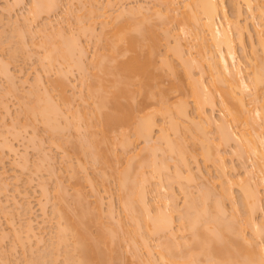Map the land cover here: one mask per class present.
Wrapping results in <instances>:
<instances>
[{
  "label": "bare ground",
  "instance_id": "obj_1",
  "mask_svg": "<svg viewBox=\"0 0 264 264\" xmlns=\"http://www.w3.org/2000/svg\"><path fill=\"white\" fill-rule=\"evenodd\" d=\"M58 1H60V0H31L30 1L31 6L29 4V6H30L29 11L31 10V13L33 12L31 15H34V13H36V17H37V15L38 16L40 15L38 12L41 13V11L43 12V10H46V12H47L48 9L50 11L51 8L56 6V4H59ZM191 1H192L191 2L192 4L188 3V1L185 2V0H183V2H185L184 3L185 5H183V6L187 7V9H189V7L187 5H189L190 7L191 6H193V7H191V9H189V10H185L187 12H184L182 14L180 21L177 20V22H180L178 25V28L173 29L172 27H170V23L173 21V19H176L175 18L176 14L175 15H172V14H174L177 11L175 4L181 3V2L180 1L178 2L177 0H159V3H160L159 7L160 8L157 6L158 8L155 7V9L154 8L152 9V13H153L152 17H153V15L157 16V17H154L155 20L158 17L160 19L163 18L161 21H165L167 19L166 21L168 23H165L166 21L164 22L163 25L161 23H159L162 25V26H160V30L163 33L162 38H160V35H158L159 32H157V31H160V30H156L157 29V26H155L156 23L153 25L154 21L152 22V21L147 20L146 21L147 23L144 22L143 26H141L143 24V22H141V20H140V22H137L136 24L134 23V25H133V23L132 24L127 23L129 19H126V18L128 16H129V18H131V17L133 18V17H137V16H138L137 18H139V19L141 18L140 15L144 14L142 12V10L144 8L143 6H137L136 8L134 7L133 11H131L132 8L130 9V11L124 9L127 12L129 11L127 13V17L125 18L127 22L125 21L126 22L125 23L123 21L124 22L123 23L121 20V22L123 24L118 22L120 25L116 24V27H113V26H115L116 21H118V20L120 21V19H122V16L125 14V11L122 9L121 11H123V13L117 11L118 12L117 14L111 16V14L108 13V12H110L109 10H111V9H109V7L111 5L109 6L110 2L109 3L107 2L108 3L107 5L109 6L108 12L106 11L107 13L103 14L102 13L103 10L101 11V13H102L101 16H103L104 18H101L102 21L100 20L101 25H102L100 30H103V32L101 31L100 33L104 34V30L106 28L105 25L108 22L109 23L112 22L114 24L112 26L114 29L111 28V31H112L111 33H110V30L106 31V32L110 33L108 40L106 38V37H108L107 36L108 34L105 36V39L108 41V42L105 41L106 42L105 44L106 45L108 44L107 49L109 48L108 50L110 52L106 50L104 54H107V57L109 56V58L111 59V60L108 59L109 63L111 65L108 62H106L107 65H105V63H104V66L106 68L104 70L103 63H101V65L97 64L98 67L97 66L96 67L97 68L100 67L99 70L101 69V67H103L102 69L104 70L105 76H101V74L103 75V73L101 72L102 70L99 72L96 69L97 72L100 73V75L96 72H94L93 74H96V75L98 74L97 78H99V79H101L103 77L101 80L102 82L99 81V79L95 78L96 80L99 81V82L97 81V83H96V85H98V84L99 85L97 87L94 86L97 90V93H96L95 88H93V89L89 88V90H90L89 95L94 96L96 99H99L97 104H95L96 101L93 103V108H91V109H93V111H95V112L92 111L93 115L95 113V115L98 116V119L100 121V123H99L100 125L97 123L98 127H100L99 129L97 127L98 131L100 132V135H99L100 138L98 137V135H96V133H95L96 130H95V132L92 131V134H91L95 138L94 139L92 137V140L94 139V141H92L93 143L91 142V138H90L91 136L89 137V135H90L89 133H91V132H89L87 135L88 139H85L86 135L84 138H80V139H83L81 141H84V139H85V141H87V146L92 147L91 144L95 145V147L93 146L94 152L92 150V152L90 154L95 153L97 156L98 154H100V153L103 154V152H105L106 155L104 153L105 157H103V158L104 159L106 158L108 162L110 160H108L109 157L107 156V154L110 153L108 155H111V151H112L111 147H109V145H115L116 143H118V145H120V147L125 148L123 150H126L127 147H129L128 145L132 143V140H131L132 137H134L133 141H136V140L138 141V139L139 140L142 139V141L144 142V144H143L144 146L142 147L141 150L147 149L146 151L149 154V156H148L149 158L147 157L148 160L146 161V157H145V161H144V157L141 156L143 160L137 161V163H138V164H136L137 168H135L134 166H131L130 164H127L128 169L125 167L126 166L125 165L124 166L125 169L122 168V171L120 169L121 172L118 171L120 173L118 176V180H119L118 189L120 188L119 190H121V191H119V192L122 193V196L124 195L123 197L120 195L121 200H123L122 205L127 210L128 214L130 216V219H131L130 221H132V223H131L132 224V226H131L132 227V230H131L132 233L130 232V230L126 229L127 226L125 224L124 226L126 228L124 230H127L129 232L128 233L127 231H125V234L126 233H127V235L129 234L128 238L130 235L132 236V234L136 235V236L134 235L133 237H130L129 239H127V240H130L129 241L130 243L132 242L130 245H132L134 252H136L135 250H138V248L136 247L137 245L139 246L137 241H139L140 244L142 245V247L145 249L144 255H146L145 256L146 258H144V259L141 258L143 260L142 262L144 264H157L158 261H161L163 264H189V263L190 264H264V254H262V250H264L263 249L264 243H260V242L258 243L257 241H254V239H253V238H255V240H257L258 238H260L264 234V223L263 224L261 223V221L264 222V0H234V1L231 0V5H232V7H234V19L230 18L227 15L228 13L226 10L227 7L225 5L226 4L225 0H191ZM80 2H81V0H80ZM97 2H98V0H97ZM241 2L244 4V7H245L246 11L248 12L247 16H245V17H242L243 13L240 10V5H241L240 3ZM15 3H16V1H15ZM17 3H21V2L19 1ZM81 3L83 4V2H81ZM91 3L92 2H90L89 4H91ZM93 3H96V2L94 1ZM186 3H187V5H186ZM103 6H105V5H103ZM161 6H163V7L161 8ZM104 8L105 7H103V9ZM91 11L93 12V10H91ZM96 11H97V9H96ZM28 14H29V12H28ZM97 15L100 18V12ZM149 16L151 17V14H149ZM146 17L147 16H145V18H144V15L142 16V18H144L145 20L148 18V17L147 18ZM169 17L170 18L173 17V19L170 20ZM33 18H35V17L33 16ZM33 18H31V19H33ZM164 18H165V20H164ZM133 19H135V18H133ZM150 19H152V18H150ZM256 19L260 20V23L258 22L259 23V29H256L254 27V33H253L249 29L248 23L250 21H252V20L254 21ZM75 20H77V18ZM80 20L81 19H79V21ZM145 20L142 19V21H145ZM136 21H137V19H136ZM148 21L151 24H149ZM133 22H135V21H133ZM158 22L159 21H157V23ZM45 23H43V25ZM77 23H79V22H77ZM47 24H45V25H47ZM29 25H31V24H29ZM110 25H112V24H110ZM27 26H26V28H27V30H29L30 28ZM89 26H93V25H90V23H89ZM104 26H105V28H104ZM107 26H108V24H107ZM46 27L43 28L44 31H45ZM155 27H156V29H155ZM85 29L86 28H83L81 31L85 32L84 31ZM232 29L235 30L234 31L235 33H233ZM15 30H16V28H15ZM21 30H19V31L21 32ZM42 30L39 28L38 32L40 33ZM56 30H58V29H56ZM56 30L54 29L55 32H56ZM106 32H105V34H106ZM61 33H59V34H61ZM78 33L79 32H77V35H78ZM245 33L247 35H245ZM62 34L56 35V36L61 38ZM68 34L65 36V38H67ZM97 34H99V33H97ZM253 34L255 35L254 38L256 39L255 44L253 43V42H255V40L253 39ZM90 35H92V34H89V36ZM100 35H102V34H99L96 38L99 37L101 39L102 37ZM185 35L188 36L189 41H188V39L186 40V38L184 37ZM49 36H51V35H49ZM94 36H95V33H94ZM244 36H247V39L250 40L248 43L249 47H250L249 48L250 56L248 57L247 55H249V54L246 53L247 55L244 54V56H243L244 58L240 59L238 54H237V50H236L237 46L236 45H238V47H240L241 51H243L245 53L246 44H245V37ZM23 37H24V35H23ZM23 37H21L22 40H24ZM73 37H74V35H73ZM62 38H61V40H63ZM45 39H47L49 41L48 38L45 37ZM79 39L80 38H78V40H77V38H75V37L73 39L71 38V40L74 42L73 47L71 45L73 42L70 44L69 40H67L69 43H66L63 40L62 46H60V45L57 46L55 44L58 49L53 44L55 42H53L52 43L53 45H51L52 49L46 50L45 53L43 54L44 56L41 58H43V60L46 59L47 64L49 63V66L53 63V62L51 63V61L56 56H59V58L60 59L62 58V60L69 58L70 60H72L71 62H73L72 67L75 64L74 67L79 69V67H77L78 64H76V62L73 61V59H71L72 56L75 55V53H76V55L78 54V57H80V56L82 57V54L84 55L83 52L84 51L86 52V50L83 49L84 45L82 46L80 44L81 41ZM251 39H253V41ZM76 40L78 42L79 41L80 42L76 43L77 42ZM183 40H186L185 43L183 42ZM98 41H99V39H98ZM187 41H188V43H187ZM23 42L26 43L25 40ZM47 42H46V44H47ZM49 43H51V41H49ZM63 43H64V45H63ZM160 46L163 47V49L161 50L162 52H160ZM23 47H24V44H23ZM49 47H50V45H49ZM25 48H27V47H25ZM47 48H45V49H47ZM193 48H195V55H193L191 53V50ZM108 52H109V54H108ZM123 56L126 59L120 60L119 57H123ZM74 57H76V56H74ZM102 57L104 58L106 56L102 55ZM55 60H56V62H59V61H57L59 59L56 58ZM103 60L105 61V58ZM175 60L178 61V63H179L178 65H180L181 69H178L179 67L176 66L177 63H174ZM1 61H0V63H1ZM99 61L100 60H98V63H99ZM66 62H67V60H66ZM77 62H78V60H77ZM54 63H55V61H54ZM64 63H65V61H64ZM68 63H69V61H68ZM81 63H83V62H81ZM1 64L3 66V67L1 66V68H4V67L7 68L6 70H5V68L3 69L4 72L2 71V73H4V77H9V78H7L9 80H7V81L11 82L10 78L12 77L13 73L9 72L8 67L6 65H4L3 62ZM84 64H86V63H84ZM108 64H109V66H108ZM243 64H244V66H243ZM64 65H66V64H64ZM68 65H67V67L72 68ZM81 66H83V65H81ZM43 68H41V69H43ZM60 68H61V66H60ZM195 68H196V70L198 68L197 73H195V71H194ZM245 68H246V70L247 69L248 70L246 71ZM44 69H46V68H44ZM83 69H84V67H83ZM62 70L63 69L61 68L60 72H63V73H61V75H64V73L67 69L64 71H62ZM46 71H47V69H46ZM67 71H66V73H69ZM245 71L247 72L246 74H245ZM5 73H6V75H5ZM84 74H86V73H84ZM37 75H38L37 78L34 77L35 78L34 82L35 81L36 82L33 83L34 87L33 86L32 87L35 88L36 90L37 89L44 90V91H42V93L44 94L45 92H48V91H46L45 87L43 86L44 83L40 79L41 75L39 73ZM65 75H67V74H65ZM99 76H101V77H99ZM59 77L63 78L60 75H59ZM66 77L67 76H65V78ZM105 77H107L108 79ZM204 77L207 80H205ZM65 78H63L64 79L63 83H66V82H64V81H66ZM163 78H166L168 80V85L166 87L160 86V82ZM68 79L69 78H67V80ZM26 80L24 79V81H26ZM59 80L61 82L62 79L59 78L58 81ZM24 81H23V83H25ZM103 81H105V82L107 81V83H105ZM63 83H60V85L58 84L59 96H60V99L62 98V101H64V100L67 101L68 97L66 98V96H65V87H64L65 85ZM68 83H69V81H68ZM56 84H57V82H56ZM106 84H108V85L110 84L109 87H107L108 85H106ZM10 85H12V84H10ZM93 85H94V83H93ZM90 86H91V84H90ZM87 87H89V85ZM14 88H11V89H14ZM41 88H43V89H41ZM100 88H102V89H100ZM28 89H29V87H28ZM16 90H18V89L16 88ZM34 90L29 89V91H32V94H29V95L33 96V94L36 93V95L34 97H36V100H37V99H39V98H37L38 92L34 91ZM92 90L94 91V93L91 92ZM39 92L41 93V91H39ZM14 93H15V91H14ZM25 94H26V92H25ZM91 94H94V95H91ZM96 94H97L98 98L96 97ZM217 94H218V97H220L219 100H216V99H218ZM98 95H100V96H98ZM135 95H140L142 98V102L147 103V106L149 107L145 111L142 110V113L139 110L140 109L139 107L138 108L135 107V110H136V108L138 109L136 111L133 109L134 107L132 105L135 104L133 102V101H135L134 99H136ZM49 96L50 95H48L46 93L45 97H42L46 100V101L44 100V102H42V103H44L43 105H41L42 104L41 103V104H38L37 106L35 105L36 106L35 107L34 103H32V105L34 107H32V105H29L31 107L28 109H29V112H30V109H32L31 113L33 115H30V117H32V116L37 117L34 119L32 118L33 120H35V119H36V121L39 120V122L42 123L43 126L46 125L47 127L50 128V129L48 128V130H50L52 132L53 130H56V128L61 127V124H59L60 120L58 118L59 117L60 118L61 117L67 118L66 117L68 114L67 112L68 111L70 112L71 109L67 106L70 104H67V102L65 103V101H64L66 108L63 111L62 107L61 108L59 107L61 104H59L57 101H54V99H52ZM40 100H42V99L40 98ZM68 100L70 101V98ZM69 101H68V103H69ZM94 104L97 105L96 108H95ZM62 105H63V103H62ZM216 105H219L220 110L222 111L221 112L222 115L219 116L218 118L213 117V115H212V112L215 110ZM190 106H192V107H190ZM84 108L85 107H83V109L82 108H80V109L84 110ZM95 109L97 111H99V114H98V112L96 114ZM26 111H27V109H26ZM138 111H140L141 114H139ZM83 112L88 113V111H83ZM137 112H138V114H136ZM74 113H76V112H74ZM85 115L84 116L86 118H87V116L88 117L90 115L92 116L91 112L88 114H85ZM84 116H81V117L84 118ZM72 117H73V115H72ZM67 119H65V121ZM74 119H73V121H74ZM132 120H133V123H132ZM258 120H260V123L258 122ZM73 121H72V123L75 124V122H73ZM97 122H98V120H97ZM184 122H186V123L189 122L194 127V128H192V132L190 131L191 129L189 130L187 127V131H190V132H188L187 135L185 134L186 133V128H185L186 123L183 125ZM130 123L132 126L130 125ZM189 123H187L186 126H189L188 125ZM3 124H6V123L3 122ZM57 124H58V126H57ZM67 124H69V121L67 122ZM79 124L80 123H78V127H80ZM85 124H87V125L90 124L89 128L87 127V131H88L91 128L90 127L91 123H85ZM233 124L234 125L236 124V125L234 126ZM46 126H44V127H46ZM182 126H184L183 130H185V133L182 132V129H181ZM3 127H4V125H3ZM3 127H2V129L5 131L6 126L4 128ZM7 127H10V125ZM63 127H61L60 129L65 128V127L64 128ZM73 127H74V125H73ZM83 127H85V129H86V126H83ZM124 127H126V128H124ZM128 127H130V128L133 127V130L129 129ZM210 127L213 128L212 132L214 131V134H213L214 136L211 135L213 138L212 137L210 138L207 136L208 134L210 135V133H207L209 131ZM235 127H237L238 130H235L236 129ZM14 128L12 127V129H14ZM127 128L130 131H129V133L126 134V132H128ZM9 130L10 129H8V131ZM23 130H25V129H23ZM64 130H60V131H64ZM131 130H132V132H131ZM193 130H194V132H193ZM17 131L18 130H16L15 132H17ZM98 131H97V134H98ZM168 131H170L173 134L172 138H170L171 134H169ZM19 132H20V130H19ZM59 132H57V133H59ZM113 132L114 133L117 132V134L119 133V135H116ZM130 132H131V135H129ZM0 133H1V131H0ZM55 133H53V134H55ZM85 133H87V132H85ZM93 133H95V134H93ZM108 133L110 134V136L112 134L115 135V137L113 135H112V137H114V139L116 138L117 140L115 139L116 141L115 140L113 141V138L108 136L109 135ZM154 133H157V134H154ZM206 133H207V135H206ZM14 134L15 135L11 134L12 137L16 136L18 133H14ZM154 135H156L155 139H154ZM0 136L3 137V135H1V134H0ZM82 136H84V135H82ZM96 136L98 138H96ZM116 136H119V138H117ZM109 137H110V140L112 138L111 141L109 140L111 142V144H108L109 143L108 142ZM16 138H18V137H16ZM135 138H136V140H134ZM97 139L100 141L98 142ZM2 140H5L4 144H3L4 146L1 144L0 145L3 146L2 148H4V147L5 148L2 150L0 149V165L1 164L3 165V162L5 161L4 156L2 154V153H5L4 151H8L12 155L17 154V149L13 143L12 144L7 143L6 142L7 138H4ZM94 142H96V143L94 144ZM97 142L100 143L99 144L100 149L96 148V146H98ZM114 142H116V143H114ZM106 143L108 144V147L107 146L105 147ZM84 144L86 145V143H84ZM190 144L191 145L196 144L198 147L191 149V146H189ZM85 145H82V146H85ZM188 146L190 147V150H189ZM80 148H81V146H80ZM41 149H42L41 151H40V149L38 151L41 152V155H42L41 157H43L42 161H41L42 165L45 162L46 164H49L48 167H50L52 165V163H50L51 162L50 161L51 159L49 158L50 156L48 157L47 156L48 154L45 152V150H43V148H41ZM112 149H115V148L112 147ZM193 150L197 152V153L195 152L196 155L200 156L204 163L209 161L217 170L216 182L219 186V192H216L215 189H214L215 192H212L213 190L211 191V194L215 193V194H213L214 196L212 195V197H214L215 199L211 198V199H213V204H212L213 206L211 205L212 207H214L213 209L211 208L210 205H208L209 203L205 204V201H206L205 199L210 195V193H208V195H207V192H204L207 195V197L203 198L204 199V200L202 199L203 201L199 200L201 202L200 203L199 201L198 202L196 201L194 194H192V195H194V197H192L191 193H187V192H189L188 188H187L188 191L186 189H184L185 184L183 182L185 181V183H186V179H187V183H188V181L192 180L191 176H190L192 173L190 171L191 168H190V164H189L190 163L189 159L190 158H192L193 160L196 159V155L194 154ZM158 151L160 152L162 158H160V157L158 158ZM89 152H90V150H89ZM96 152H99V153H96ZM114 152H112V155H114V156L117 155V153L116 152L114 153ZM84 153H85V151H84ZM166 153H167V157L169 156V159H172L174 161V163H173L174 165L172 166L173 168H171V169H173L172 170L173 176L162 171L163 169L166 170L168 168L167 167L168 164L165 163V161L167 162ZM232 153L238 159L239 158H240V160L242 159L241 161L244 164H245V162L251 160V163H250L251 166L248 165V167L245 168V171H243L244 177L239 176V178H237L236 182H234L232 180V178H230V172L234 171V166L232 164L227 165V162H226L225 156H224L225 154L232 155ZM87 154H88V152H87ZM95 154H93L92 156L94 157ZM168 154L172 155V157H170V155H168ZM234 155H232V156L234 157ZM98 156L101 157V154ZM163 156H165V157H163ZM189 156H190V158H189ZM103 158H101V159L98 158L99 161H101L100 162L101 163L100 168L102 169L104 167H107L109 170L110 162L108 164V162L105 160L106 163L104 164L103 160H102ZM157 158L160 159V161L157 160ZM93 159H94V162H97L95 157ZM172 160H169V161L171 162ZM25 161H26V159H25ZM175 161H176V163H175ZM102 163L104 164L103 165L104 167L102 166ZM18 165H19V163H18ZM105 165H107V166H105ZM23 166L21 165L22 169H24ZM130 166L135 168V170H134L135 172L133 170H131L132 168H130ZM149 166H151L150 170L146 171L145 170V169H147L146 167L149 168ZM255 166H257V170H256L257 173H256V171H254L256 169ZM46 167H47V165H46ZM68 167H69V164H68ZM144 167H145V169H144ZM249 167H251V169ZM107 168H104V169L107 170ZM129 168L131 171L129 170ZM53 169H55L54 166H53ZM53 169L51 168V171L49 174L54 177L57 174H56V171L54 172L55 174L53 173ZM111 169H113V168H111ZM127 170L130 172V174L127 173ZM167 170L166 171L169 172V169H167ZM197 170L200 173V169L197 168ZM103 171L105 172V170H103ZM110 171L112 172V170H110ZM104 172H103V175L105 174ZM132 172H134L133 173L134 175H132ZM183 173H185V174H183ZM258 173L259 174L261 173V175H259ZM128 174L130 176L131 175L132 176L130 177ZM163 175L164 176L168 175L167 180H170L169 178L174 177L176 179V181H175V179H174V181L173 180L172 181L178 183L180 185V187L181 186L184 187V188L181 187V189H180V187L178 186L180 190L186 191V192H184V197H187V200H185L186 204L184 203L185 204L184 213L179 214L180 215L179 216V224L180 225L177 224L178 227H177V225L176 226L174 225V219H173V213L176 210V207L174 208V203L173 204L171 203L172 201L176 200L174 198L175 197L174 192H173V190L170 191V189H172V187H170V185H169V189L166 187H165L166 190L164 189V186L162 184V179L165 177ZM201 176H202V178H204L203 175H201ZM15 178L18 179L19 178L18 175H16ZM183 179H184V181L182 182L181 180H183ZM16 181H18V180H16ZM54 183H55V190H56L55 194H58L57 196L65 195V193L62 194V192H64V188H63V191L60 192V190L62 189L60 179L56 178V182H54ZM152 183L154 184L153 189L148 188L149 184H152ZM168 184H169V182H168ZM170 184H171V182H170ZM182 184H184V185H182ZM231 184L237 185V190L239 192L238 200L234 197L233 191L230 189ZM4 186L8 187L6 184H3V187ZM160 187L161 188L163 187L162 189L165 190L166 194L167 193L168 194L166 196L160 195L161 197H158L157 200H155L153 203H151L147 197L148 192H151V191L158 192V190H160L159 189ZM188 187H189V185H188ZM40 188H41V186H40ZM43 188L45 190V191H43L44 195L48 194V193H46L47 188L42 187L41 190H43ZM210 190L208 189L209 192H210ZM57 191L60 192L61 194L57 193ZM16 192H18V194L21 193L20 190L16 191ZM25 192H24V194H22L23 197L20 194V196L22 198L26 197ZM171 192H173V194ZM43 193L41 191L42 195H43ZM201 194L202 193L200 191V194H197V195H199V196H197V198H200ZM75 195L78 196L75 198H80L81 192L77 189V190H75ZM168 197H170V198H168ZM201 197H203V196H201ZM224 197H225V199H228L231 202L232 208L234 211H235V209L237 210L238 206H240L241 218H238L239 217L238 215L233 214L234 212L230 213L231 214L230 216H226V214H227L226 210L227 209L223 203L224 201L221 200ZM56 198H57V200H59V202H61L63 197H60V198L56 197ZM101 198H102L101 195H100V197L99 196L97 197L98 200H101ZM208 198H207V200H208ZM12 199H14V198H12ZM46 199L47 198H45V202L47 203L48 199L47 200ZM14 200H16V199H14ZM63 200H64V198H63ZM170 200H172V201L170 202ZM101 201H99V202L102 203ZM15 202L18 203L17 201H15ZM99 202L97 201V203H98L97 206H99L101 209V206H100L101 204ZM40 203H42V202H40ZM82 204H80V205H82ZM27 205L25 207L26 208L25 210H27V207H28ZM42 205L44 206V203ZM110 206H111V204H109L107 206V207H109V209L107 208L109 210L108 212H106L107 215H105L106 213L104 214L106 217L109 216L108 213L111 214L114 211L113 209H111ZM206 206H210V207L207 208ZM99 207H97V208H99ZM84 208H86V207H84ZM84 208H80V209L84 210ZM232 208H230V209H232ZM210 209H212V212L209 211ZM101 210L98 211V209H97V211H95V212L96 213L97 212L98 213L99 212L104 213ZM111 210H113V211H111ZM42 211L43 212L40 215L41 216L43 215L42 218H44L46 215V211L44 212V209H42ZM84 211H86V209ZM57 212H59V213H57V214H59L58 216L61 217V219H58V220H62V216L60 215V210H58ZM62 213H63V211L61 212V214ZM84 213L90 214L91 212L88 213V210H87V212H84ZM101 213L97 214V215H99L101 217ZM236 213H238V212H236ZM260 214H261L260 217H262V215H263V220L258 218V215H260ZM63 215L66 216V214H63ZM97 215H96V217H98ZM81 216H82L81 218H83L84 216L87 217L86 214L81 215ZM85 217L83 219H85ZM42 218H41V221H43ZM9 220H10V218H9ZM67 221H68V219H67ZM89 221L87 220V223ZM111 221H113V220H111ZM118 221L120 222V220H118ZM10 222H12V220H10ZM66 222H64V224L62 222V224L65 227H61L62 225H59L60 222L59 223L57 222L58 223L56 225L57 231H55V233H57L59 230V232H58L59 234L57 235L58 237L56 236L58 240L56 239L54 241V243L56 241L59 242L58 248H59V246L63 245V244L60 245L62 242L64 244H66L65 241L68 238L67 237V234H68L67 231L69 230L68 236H71L70 237L71 239H69L71 246L69 244H67V245L70 246L71 248H67V245H66L67 250H65V252L66 251L67 252L65 255H67L66 256L67 258L64 257L65 259H68V261L69 260L71 261V263H70V261L68 262L69 264H109L111 257H110V254H108V253H110V251L109 252L106 251V250H109V247H107V246H109V244H111L110 243L111 240H109L110 242H108L109 236L107 237L105 234L102 235L101 233H100V235H98V233H97L96 234L97 237L95 236L94 239L93 238L91 239L88 236V235H90V234H88L89 231L87 232L88 228L87 229L85 228L86 224L84 225L81 222H79V224H78V222H76L78 225H76V223H72V225L70 226V223H69L68 227H66V225H65ZM84 222L86 223V220H84ZM100 222H102V221H100ZM114 222H116V221H114ZM185 224L193 233V234L191 233L192 240H191V238L189 240L192 242L193 246L191 247L190 253H188L186 256L185 255H182L183 257L181 256V259L183 260L182 261L179 258L180 256L175 257L176 255L173 252V250L176 249L177 246L181 245L182 242H179V240L174 241L172 238H174L175 231L176 230L178 231V229H181V227L184 226ZM122 225L123 224H121L120 227H122ZM37 226H38V224H37ZM102 226H103V224H102ZM102 226L100 225L101 228H103ZM131 227L128 226V229ZM38 228H39V226H38ZM40 228H41V226H40ZM64 229H67V231L66 230L64 231ZM104 229H105V231H104V233H105L106 228H104ZM246 229L247 230L249 229V231H251L250 234H251V238L253 239L252 241L250 239H247L246 234H245ZM35 230L36 229L33 226L32 220H28L26 225H25V230H24L26 238L28 239V238L32 237V239H33V237H35V238L38 237L39 234L36 235L37 233L35 232ZM101 230L103 231V229H100L99 231H101ZM120 230L122 231V229H120ZM18 231H20V230H18ZM110 231H107V233ZM15 232H17L16 229H15ZM20 233H21V231H20ZM13 234H14V231H13ZM17 234L15 233L14 235H17L18 238H21V235H19V232H17ZM156 234L157 235H166L167 239H165V241L163 240L164 242L159 244L162 248L156 247V248H159V250L154 252V254H156L154 256L152 254L153 253L152 247L150 246V243H148V241H149L148 237L151 235L154 236ZM125 237H127V236H125ZM164 238L165 237H162V239H164ZM22 239H19V240H22ZM37 240L40 243L43 239L41 238V240L40 239H37ZM29 241H31V240H29ZM129 242H127V243L129 244ZM262 242H263V240H262ZM23 243H24V241H23ZM187 244H188V242H187ZM189 244H191V243H189ZM48 245H50V244H48ZM52 245L55 246L56 244H52ZM130 245H128V246H130ZM132 247H129V248H131V250H132ZM174 247H176V248H174ZM181 247H183V246H181ZM185 247H186V245H185ZM111 248H112V246H111ZM153 248L155 249V246ZM160 248H161V251H160ZM187 248H189V246ZM70 249L71 250L75 249L78 251L77 257L71 255L73 253L70 254V252H71ZM112 249H114V247ZM75 250H74V252H75ZM41 251L42 250H40V252ZM58 251H60V250L58 249ZM40 252H37V253H39V255H40ZM44 252H45V250H44ZM51 252H54V251H51ZM138 252H139V250H138ZM176 252H178V251H176ZM179 252H180V250H179ZM49 253H47V255L43 253L44 256H47V257L49 256L48 259H46L45 257H41L42 260H39L38 257H33V261H34V258L38 259V260H36V262L34 261V263H32V264H44V263L51 264ZM111 253L114 254L115 253L114 250H113V252L111 251ZM51 254L54 255L53 253H51ZM199 254H201L202 257L205 255L206 259L203 257L204 259H203V261L201 260L202 261L201 262L200 261L201 257H199L200 256ZM33 255H34V253H33ZM115 255H116V253H115ZM133 255L135 257L138 256V255H135V253H133ZM32 256H31V258H32ZM55 256H56V254H55ZM139 256H141V255H139ZM112 257H113V255H112ZM116 257H117V255H116ZM198 257H199V259H198ZM1 258H2V256H1ZM51 258L53 261H55V259L52 256H51ZM56 258H58V257H56ZM183 258H185V259H183ZM65 259H63V260H65ZM113 259H115V258H113ZM138 259L136 258L137 262H138ZM2 260H0V261H2V263H3L5 259H2ZM6 262H8V261H6ZM26 262H28V261H26ZM31 262H32V260H31ZM31 262H28V263L31 264ZM142 262H139V263H142ZM161 262H159V263L162 264ZM63 263H65V262H63ZM5 264H7V263H5Z\"/></svg>",
  "mask_w": 264,
  "mask_h": 264
},
{
  "label": "rangeland",
  "instance_id": "obj_2",
  "mask_svg": "<svg viewBox=\"0 0 264 264\" xmlns=\"http://www.w3.org/2000/svg\"><path fill=\"white\" fill-rule=\"evenodd\" d=\"M15 1H16V3H15ZM19 1L21 3H17ZM30 1L31 0H22V1L21 0H18V1L17 0H0V59L2 60V61L1 60L0 61H1V63L3 62L4 65H6L8 67V70H9L10 73L11 72L13 73L12 77L10 78L11 82L7 81V80H9V79H7L9 77H4V73H2L3 69L5 68V70H6L7 68L6 67L1 68L2 64L0 63V131H1L0 134L3 135V137L0 136V142H1L0 144L3 145L4 141L6 139L5 140H2V139L7 138L6 142L7 143H11V144L13 143L14 146L16 147V149H17V154L16 155H12L8 151H4L3 150L5 153L6 152L7 153L6 154L2 153L3 156H4L5 161L3 162V165L2 164L0 165V182H1L0 183V255L2 256V258L0 256V260L5 259L4 262L7 263V264L9 262H10L9 264H24V263L25 264H30L28 262H31V260H32V262H31V264H32V263H34V261L36 262V260H38V259L34 258V261H33V257H38L39 260H42L41 257H45L46 259H48L49 256L48 257L44 256V254L47 255V253L50 252L49 254H50V260H51L50 263L51 264L52 263L53 264H65V263L69 264L68 262L70 260L68 261V259H65V258H67L66 257L67 255H65L66 252H67V251L65 252V250H67L66 249V245L69 244L71 246V243H70V240H69V239H71L70 238L71 236H68L69 235V232H68L69 230L67 231V229H64V231L66 230L67 233H68V234L66 233L68 238L65 241L66 244H64L63 242L62 243L60 242L61 243L60 245L63 244L62 245L63 247L59 246V248H58L59 242H57V241H56L57 243L56 242L54 243V241L58 237L57 235L59 234L58 233L59 230H58L57 233H55V231H57V229H56L57 226L56 225L60 222L59 225H62L61 227H65L63 224L68 219L69 222L67 221L65 223L66 227H68L69 223H70V226L72 225V223H76V222H78V224H79V222L83 223L84 225L86 224L85 228L86 229L88 228L87 232L89 231L88 234H90L88 236L91 239L92 238L94 239L95 236L97 237V235H96L97 233H98V235H100V233H101L102 235L105 234L107 237L109 236L108 237V242H110L109 240H111L110 243L112 244L111 245V244L108 243L109 246H107V247H109V250H106L107 252L110 251V253H108V254H110V257H111L110 261H109V264L110 263L111 264H142L143 263L142 259L146 258L145 257L146 255H144L145 254V251H144L145 249L142 247L140 242L137 241L139 246L137 245L136 247L138 248L139 252H138V250H135V249L134 250L136 252H134L132 245H130L132 242L130 243L129 242L130 240H127V239H129L130 237H133L135 234H132V236L130 235L129 238H128L129 234L128 235H127V233L125 234V231H127V230H130V232H131V230H132V227H131L132 226V224H131L132 221H130L131 220L130 216H129L127 210L122 205L123 204L122 203L123 200H121L122 193L119 192V191H121V190H119L120 188L118 189V187H119L118 176L120 174L119 172L122 171V168L125 169L124 168L125 165H126L125 166L126 168H127V164H130L131 166H134L135 168H137L136 167L137 166L136 164H138L137 161L138 160H143L142 157H144V161H145V157H146V161L148 160L147 157L149 156V154L146 151L147 149L141 150L142 147L144 146L143 145L144 142L142 141V139H140V140L138 139V141H137L136 138L134 139L136 141H133L134 137H132L131 140H132L133 144L132 143L129 144L128 145L129 147H127L126 150H123L125 148L120 147V145H118V143H116V142H114V143L117 144V145L115 144L116 146L115 145H109V147H111V150H112L111 151V155H112V152H114V151L118 155V156L117 155H115V156L112 155L111 156V155H108V154H110V153H108L107 156L109 158L107 156L106 157L108 158V160H110L109 161L110 164H109L107 159L103 158L106 155L105 152H103V154L100 153L101 157L98 156L100 154L97 155L98 157L96 156L95 153L90 154L92 152L93 148L95 147V145L91 144L92 147L87 146V141H85V139H88L87 135H88L89 132H91V133H89L90 134L89 137L91 136L90 137L91 138V142L94 141L95 138L91 134H92V131L95 132V130H96V132H95L96 135H98V137L100 135V132L98 131V129L100 128V127H98V124L100 123V121L98 119V116L95 115V113H94L95 116L93 115V112H95V111H93V109H91V108H93V103L96 101L95 104H97L99 99H96L94 96H90L89 95V92H90L89 88L93 89V88H95V87H97L99 85V84L96 85V83L98 81L96 79H99V78H97L98 77L97 75L98 74L100 75V73H98L97 70L99 72L102 70L101 72L103 73V75L101 74V76H105L104 75V70L106 68L104 66V63H105V65H107L106 62L109 63V60H111L109 58V56L107 57V54H104L106 50L109 51L108 50L109 48L107 49L108 44L106 45L105 43L108 42L107 40H108V38L110 36V33L112 32L111 28L116 27V24L122 23L123 21L125 22L126 19H129L128 22L127 21L126 22L130 23V24L133 23V25H134V23L136 24L137 22H140V20H141V22H143L142 25L140 24L141 26H143L144 22H146L147 20L152 21V22L154 21L153 25L155 23L157 24V25L155 24V26H157V29H156V27H155V29L156 30H160V26H162L167 19L165 20V18H164L165 21H161L163 18L160 19L158 17V18H156V20L158 19L157 21H159L157 23V21L154 19V17H157V16L153 15V17H152V14H153L152 13V9L153 8L155 9V7H157V6L159 7L160 6L159 0H98V2H97V0H94L96 3H93L94 2L93 0H81V2H83V4L80 2V0H60V1H58L59 4H56V6L51 8L50 11H49V9L47 10L48 13L46 12V10H43V12L41 11V13L38 12L40 15L39 16L37 15V17H36V13H34V15H31L33 12L31 13V10L29 11V9H30L29 7L31 6V2ZM89 1L92 2V3L89 4L90 3ZM177 1L178 2L180 1L181 3L175 4V7L177 8L176 9L177 11L174 14L171 13L172 15L176 14L175 15L176 19H173V17L170 18L171 16L169 17L170 20L173 19V21L170 23V27H172L173 29H177L178 28V25H179L180 22H177V20L180 21L182 14L184 12H187L185 10H189V9H191V7H193V6L190 7L189 5H187V3H186V5L189 7V9H187V7L183 6V5H185L184 3L187 2V1H188V3H191L192 2L191 0H185V2H183V0L182 1L181 0H177ZM107 2L108 3L110 2L109 6L110 5L111 6L113 5V6L112 7L110 6L111 7L110 8L107 5L108 4ZM225 3H226L225 5L227 7L226 8L227 13H228L227 15L230 18L234 19V7H232V5H231V0H225ZM29 4H30V6H29ZM240 4H241L240 5V10L243 13L242 17H245V16H247L248 12L246 11V9L244 7V4L242 2ZM103 5H105V6H103ZM102 6L105 7L104 8L105 10L103 9ZM137 6H143L144 7L143 10H142V12L144 14L140 15L141 18L140 19L137 18L138 16L137 17H133L135 19H133L132 17H131L132 18L131 19V18H129V16L127 17V13L130 11V9L132 8L131 11H133L134 7L136 8ZM108 7L111 10H109ZM162 7L163 6H161V8ZM96 9H97V11H96ZM122 9L123 10L126 9V10H129V11L127 12L126 10H124L126 15L124 14L122 16V19H120V21L119 20L116 21L117 23L115 22V26H113L114 24L112 22H110V23L108 22L107 23L108 26H107V24L105 25L106 28L104 26V28H105L104 34H105L106 31H109V30H110V33L106 32L105 35L103 33H100L101 31L103 32V30H100L101 27H102L101 18H104L103 16H101V14L102 13L106 14L108 12V10H109L110 12H108V13L111 14V16H113V15L118 13L117 11L123 13V11H121ZM91 10H93V12ZM101 11H102V13H101ZM28 12H29V14H28ZM97 12L98 13L100 12V18L98 17V15H97L98 13ZM148 13L151 14V17L149 16ZM143 15H144V18H145V16H147V17L149 16V17L148 18L146 17L147 19L145 20L144 18H142ZM33 16L35 18H33ZM31 18H33V19H31ZM76 18H77V20H75ZM150 18H152V19H150ZM79 19H81V20L79 21ZM136 19H137V21H136ZM142 19L145 20V21H142ZM121 20H122V22H121ZM133 21H135V22H133ZM149 21H148V23H149ZM252 21H250L248 24H249V29L254 33V27L256 29H259L260 20L256 19L253 22ZM77 22H79L80 24L82 23V24L80 25ZM43 23H45V24L48 23V24L47 25H45V24L43 25ZM89 23H90V25H93V26H89ZM159 23H161L162 25L159 24ZM165 23H168V22L166 21ZM29 24H31V25H29ZM110 24H112V25H110ZM149 24H151V23H149ZM25 25L26 26L28 25L27 27H29L30 29L27 30ZM44 27H46L45 31L43 29ZM15 28H16V30H15ZM39 28L41 30L43 29L40 33L38 32ZM83 28H86L84 30L85 32L81 31ZM54 29L55 30L58 29V30H56V32H55ZM19 30H21L22 33ZM234 31L235 30H233V33H235ZM77 32H79L78 33L79 36L77 35ZM96 32L99 33V34H102V35H100L102 37L101 39L99 37L96 38L99 35ZM157 32H159L158 35H160V38H162L163 37L162 36L163 33L161 32V30L157 31ZM59 33L62 34L61 38L63 37L62 39L66 43L70 42V44H71L73 42L71 40V38L73 39L75 37V38H77V40H78V38H80L79 39L81 41L80 44L82 46L84 45L83 49L86 50V52L85 51L83 52L84 55L82 54V57L81 56L78 57V54L76 55V53H75L74 56H76V57L72 56V58H71V59H73V61L76 62V64H78V66L77 65L76 66L79 67L80 70L77 69L76 67H74L75 64L72 67L73 62H71L72 60H70L69 58L62 60V58L60 59L59 56H56L51 61V63L52 62L53 63L52 64L50 63L51 64L50 66H49V63L47 64V61H46L45 58H44L45 60H43V58H41V57L44 56L43 54L45 53L46 50H51L52 49L51 45H53V44L55 45L56 44L57 46H59V45L62 46L63 40H61V38L56 36V35H61ZM94 33H95V36H94ZM67 34H68V36H67V38H65V36ZM89 34H92V35L89 36ZM19 35L21 37H23V35H24L23 39L25 40V42L27 44L23 42L24 40H22V38ZM49 35H51V36H49ZM73 35H74V37H73ZM106 35L108 36V37H106L107 40L105 39ZM245 35H247V34L245 33ZM45 37L48 38L49 41H51V43H49V41L47 39H45ZM184 37L186 38V40L188 39V41H189L188 36L185 35ZM244 37H245V44H246L245 53L243 51H241V49H240V47H238V45H236L237 46L236 47L237 54H238L240 59H243L244 58L243 56L246 53L249 54V55L246 54L248 57L250 56V53H249V48L250 47H249V44H248L250 40L247 39V36H244ZM254 37H255V35L253 34V39L255 40V42H253V43L255 44L256 43V39ZM98 39H99V41H98ZM253 39H251V40L253 41ZM67 40H69V42ZM186 40H183V42L185 43ZM188 41H187V43H188ZM46 42H47V44H46ZM53 42H55V43H53ZM79 42L77 41L76 43H79ZM22 43L24 44V47H23ZM64 43H63V45H64ZM49 45H50V47H49ZM71 45L73 47L74 42ZM57 46H56V48H57ZM25 47H27V48H25ZM44 47L45 48L48 47V48L45 49ZM162 49H163V47L160 46V52H162L161 51ZM109 52H108V54H109ZM191 53L193 55H195V48H193L191 50ZM102 55L106 56V57H104L105 61L103 60L104 58L102 57ZM56 58L59 59V60H57L59 62H56V60H55ZM119 58H120V60L126 59V58H124V56L123 57H119ZM66 60H67V62H66ZM77 60H78V62H77ZM98 60H100L101 62L99 61V63H98ZM54 61H55V63H54ZM64 61H65V63H64ZM68 61H69V63H68ZM81 62H83V63H81ZM63 63L66 64V65H64ZM84 63H86V64H84ZM101 63H103L104 70L102 69L103 67H101L100 70H99L100 67L97 68L98 67L97 64L101 65ZM174 63H177L176 66L179 67L178 69H181L180 65H178L179 63H178L177 60H175ZM80 64L83 65V66H81ZM109 64H108V66H109ZM67 65L72 67V68L67 67ZM42 66L44 68H46L47 71ZM60 66L63 69L62 71L67 69L68 71L67 70L66 71L69 72V73H66V71H65L64 75H61V73H63V72H60L61 71ZM243 66H244V64H243ZM83 67H84V69H83ZM41 68H43V69H41ZM197 70H198V68H197ZM197 70H196V68L194 69L195 73H197ZM245 70H246V68H245ZM246 71H245V74L247 73ZM94 72H96L98 74L97 75L93 74ZM38 73L41 75L40 79L44 83L43 86L45 87V90L48 91V92H45L44 94L42 93V91H44V90H39V89L36 90L35 88H33L34 87L33 83L36 82V81L34 82V79L37 78V76H38L37 74ZM84 73H86V74H84ZM65 74H67V75H65ZM5 75H6V73H5ZM59 75L62 76L63 78H65V76H67L65 78L66 81H64L66 83H63L64 79L59 77ZM101 76H99V77H101ZM107 77H105V78H107ZM59 78L62 79L61 82H60V80L58 81ZM67 78H69L70 80L69 79L67 80ZM102 78L99 79V81H101ZM24 79L25 80L27 79V80L24 81ZM205 80H207V79L205 78ZM23 81L25 83H23ZM68 81H69V83H68ZM56 82H57V84H56ZM103 82H105V81H103ZM60 83H63L65 85L64 86L65 87V96H66V98L68 97V99L70 98V101L68 99H67V101H65V100L64 101H65V103L67 102V104H70V105H67V106L71 109V111L67 112L68 114H67L66 117L67 118L69 117L68 119L64 118V117H61V118L59 117L58 118L60 120L59 124H61V127L64 126L65 128L64 127L63 128L65 130L64 129H60L61 127H59V128H56V130H53L52 132L55 133L56 131L59 132L60 130H64V131H60L59 133L56 132L55 134H53L50 130H48L49 127H47L46 125H44V126H46V127H44L42 125V123L39 122V120L38 121H36V119L33 120L34 118H37V117H35V116L34 117L33 116L30 117V115H33L31 113L32 109H30V112H29L28 108L31 107L29 105H32V103H34V106L35 105L37 106L38 104H41L42 102H44L45 99L42 98V97H45V94L47 93L48 95H50L49 97L54 99V101H57L59 104H61L59 107L60 108L62 107V110L64 111L65 108H66V105L64 104V101H62V98L60 99L59 91H58L59 90L58 84L60 85ZM93 83H94V85H93ZM105 83H107V81ZM10 84H12V85H10ZM90 84H91V86H90ZM88 85H89V87H87ZM106 85H108V84H106ZM109 85L107 87H109ZM167 85H168V80L166 78H163L161 80V82H160V86L161 87H166ZM28 87H29L30 90H32V89L34 90L35 89L34 91L38 92L37 93L38 94L37 98H39V99L36 100V97H34L36 95V93L33 94V96L29 95V94H32V91H29ZM11 88H14V89H11ZM16 88L18 90H16ZM41 89H43V88H41ZM100 89H102V88H100ZM13 90L15 91V93H14ZM95 90H96V88H95ZM39 91H41V93ZM25 92H26V94H25ZM91 92L94 93L93 90ZM96 93H97V90H96ZM91 95H94V94H91ZM98 96H100V95H98ZM96 97H97V94H96ZM40 98L43 101L40 100ZM135 98H136V99H134L135 101H133L135 104L132 105L134 107L133 108L134 110H135V107H137V108L139 107L140 108L139 110L142 113V110L145 111V110H147L149 108L147 106V103H143L142 102V98H141L140 95H135ZM217 98L218 99H216V100H219V98H220V97H218V94H217ZM68 101H69V103H68ZM62 103H63V105H62ZM43 104L44 103H42L41 105H43ZM34 106L32 105V107H34ZM83 107H85L84 110H82ZM96 107H97V105H95V108ZM190 107H192V106H190ZM80 108H82V109H80ZM137 108H136V110H138ZM26 109H27V111H26ZM83 111H88V113L91 112L92 116L90 115L89 117L87 116V118H86L85 114H88V113H86V112L84 113ZM140 111H138L139 114H141ZM74 112H76V113H74ZM97 112L99 114V111L96 110V114H97ZM138 112L136 114H138ZM221 112L222 111L220 110L219 105H216L215 110L212 112V115H213V117L218 118L219 116L222 115ZM72 115H73V117H72ZM81 116H84L85 119L83 117H81ZM65 119H67V120L65 121ZM73 119H74V121H73ZM71 120L73 122H75V124L77 123L76 124L77 126L74 123H72ZM97 120H98V122H97ZM68 121H69V124H67ZM3 122L6 123V124H3ZM258 122L260 123V120H258ZM78 123H80L79 124L80 127H78ZM85 123H91V126H90L91 130L89 129L90 131L89 130L87 131V127L89 128L90 124L87 125ZM132 123H133V120H132ZM185 123L186 122H184L183 125ZM187 123H189V122H187ZM2 124L4 125V127L5 126L7 127V126L10 125V127H7L8 129H10L9 130L10 132L8 131V129L6 127H5V129H6L5 130L6 132H5L2 129V127H3ZM186 124H185L186 133H185V130H183L184 126H182V128L181 127L180 128L182 129V132L187 135L188 132H190V131L192 132V128H194V127L192 126L191 123L188 124L189 126H186ZM73 125H74V127H73ZM130 125H131V123H130ZM11 126L13 128L14 127L15 128L12 129ZM57 126H58V124H57ZM83 126H86V129ZM97 127H98V129H97ZM187 127H188L189 130L190 129L191 130L187 131ZM124 128H126V127H124ZM128 128L133 130V127H131V128L128 127ZM128 128H127L128 132L125 131L126 129L124 130L126 132V134L129 133V131H130V130H128ZM235 128H236L235 130H238L237 127H235ZM15 129L18 130V131L15 132L16 131ZM23 129H25V130H23ZM19 130H20V132H19ZM132 130H131V132H132ZM212 130H213V128L210 127L209 131L207 130L208 131L207 133H210V135L209 134L207 135V133H206V135L208 137H210V138L212 136H214L213 135L214 131L212 132ZM97 131H98V134H97ZM170 131H168V133L171 134L170 138H172L173 134ZM85 132H87V133H85ZM117 132L114 133V134L119 135V133L117 134ZM131 132H130L129 135H131ZM193 132H194V130H193ZM14 133H18L19 135L17 134L16 136L12 137L11 134L15 135ZM95 133H93V134H95ZM154 134H157V133H154ZM82 135H84V136H82ZM85 135H86V138L84 139V141H81L83 139H80V138H84ZM112 135L110 136V134H109L108 136L112 137ZM113 136L115 137V135H113ZM155 136L156 135H154V139H155ZM14 137L15 138L18 137V138L15 139ZM92 137L94 138L93 140H92ZM98 137L96 136V138H98ZM110 137L108 139V142H109L108 144H111L110 141L112 140V138H113V141L116 139V138L114 139V137H112L111 140H110ZM116 137L119 138V136H116ZM99 141L100 140H98V142ZM84 143H86V145ZM95 143L96 142H94V144ZM99 144L100 143H98V146H96L97 149H100V147H99L100 145ZM108 144L106 143L105 147L106 146L108 147ZM79 145L81 146V148H80ZM82 145H85L87 148L85 146H82ZM195 145H191L190 144L189 146H191V149H194V148L198 147L197 145L196 146ZM3 146L0 147L1 150L5 148V147L2 148ZM112 147L115 148V149H112ZM41 148H43V150H45V152L48 154L47 155L48 157L50 156L49 157L51 159L50 163H52V165L50 164L52 167L51 166L50 167L52 169H53V166L55 167V169H53V173L56 171L57 175L54 176V177L49 174L50 171H51V168L48 167L49 164H46L43 161L44 163L42 165L41 161H42L43 157H41L42 156L41 152L38 151L39 149L41 151L42 150ZM82 149L85 151V153H84V151ZM89 150H90V152H89ZM189 150H190V147H189ZM87 152H88L89 155L87 154ZM93 152H94V150H93ZM99 152H96V153H99ZM193 152L196 155L197 152L194 151V150H193ZM104 153H105V155H104ZM93 154H95L94 157L96 158L97 162H94V159H93L94 157L92 156ZM159 154H160V152L158 151V158L159 157L162 158L161 154L160 155ZM168 155H170V154H168ZM172 155H170V157H172ZM232 155H234V154L232 153ZM232 155L225 154L224 156H225V160L227 162V165H231L232 164L234 166V171L230 172V178H232V180L234 182H236V180H237V178H239V176H243L244 177L243 171H245V168H247L248 165H250L251 160L245 162V164H244L241 161L242 159L240 160V158L238 159L235 155H234V157ZM163 157H165V156H163ZM166 157H167V153H166ZM24 158L26 159V161H25ZM98 158H100V159L103 158L102 160H103L104 164L106 163V161L108 162V164L110 166L109 170H108L107 167L103 166L104 165L103 163H102V166L104 168H107V170L104 169V168H102V169L100 168V164H101L100 162L101 161H99ZM158 158H157V160L160 161V159H158ZM189 158H190V156H189ZM169 160H172V159H169V156H168L167 157V162L165 161V163L168 164V166H167L168 168L167 169H169V172H167L168 171L167 169H166L167 171L165 169H163L162 171L166 172L167 174H170L171 176H173L172 175L173 174L172 173L173 169H171V168H173L172 166L174 165L173 164L174 161L172 160L170 162ZM189 162H190L189 164H190V168H191L190 171L192 173L190 176H191L192 180L188 181V183H189L188 184L187 183V179H186V183H185V181H184L185 178H184L181 181L182 182L184 181L183 183L185 184V188L183 186H181V187H183L186 190L188 188L189 192H187V193H191V195L194 194L195 195V199H196L197 202L199 200H202L203 198L207 197L208 193H210V195H209L210 197L209 196H208L209 198L207 197L208 200H207V198L205 199L206 200L205 204L209 203L208 205L211 206L213 204V199H211V198H214V197H212V195L215 194V193L211 194V191L213 190L212 192H215V191L219 192V186H218V184L216 182L217 170L215 169V167L209 161L204 163L202 161L201 157L198 156V155H196V159H194V160L192 158H190ZM18 163H19V165H18ZM175 163H176V161H175ZM68 164H69L70 168L68 167ZM21 165L22 166L24 165L23 166L24 169H22ZM46 165H47V167L49 169L46 167ZM105 166H107V165H105ZM131 166H130V168H132L131 170L134 171L135 168H133ZM255 167H256V169L254 171L257 170V166H255ZM111 168H113V169H111ZM130 168H129V170H130ZM146 168L147 169H145V167H144V169L146 171L150 170L151 166H149V168L148 167H146ZM197 168L200 169V173L198 172ZM249 168L251 169V167H249ZM120 169H121V171H120ZM103 170H105V172ZM110 170H112V172ZM103 172L105 173L104 175H103ZM134 172H132V175H134L133 174ZM127 173L130 174V172L128 170H127ZM256 173H257V171H256ZM183 174H185V173H183ZM16 175H18V177H19L18 179L15 178ZM201 175H203L204 178H202ZM259 175H261V173ZM55 177L60 179L61 186H62L61 188L62 189L60 188L61 190L60 189L59 190H60V192H62L63 188H64V192H62V194L65 193V195L57 196L58 194H55L56 193L55 192L56 191L55 190V183H54V182H56V178ZM164 177L165 178L162 177L164 179V180L162 179V184L164 186V189H165V187L169 189V185H170V187H172V189H170V191L173 190L174 196H175V197L174 196L173 197L176 199V200L174 199L175 201L170 200V202L172 201L171 202L172 204L174 203V208L176 207V210L173 213L174 225L175 226L177 224L180 225L179 224V216H180L179 214H183L184 213V206L186 204L185 200H187V197H184V192H186V191L180 190L181 189L180 185L178 183H176V182H173L174 179H175L174 177L169 178L170 180H167L168 175H166ZM16 180H18V181H16ZM175 181H176V179H175ZM168 182H169V184H168ZM170 182H171V184H170ZM3 184H6L8 187H6V186L3 187ZM184 184H182V185H184ZM187 184L189 185V187H188ZM40 186H41V188H40ZM178 186L180 187V189H179ZM42 187L47 188L46 189V193H48V194L45 193L46 195H44L43 191H45V190H44V188H43V190H41ZM153 187H154V184L152 183V184H149L148 188H150V189L152 188L153 189ZM162 188L160 187L159 188L160 190H158V192H156V191L148 192L147 197H148V200L151 203H153L155 200H157L158 197H161L162 195L166 196L168 194V193L167 194L165 193L166 189L163 190ZM77 189L81 192V197L80 198H75V197H78V196L75 195V190H77ZM208 189L209 190L211 189L210 192L208 191ZM214 189H215V191H214ZM230 189L233 191L234 197L238 200L239 192L237 190V185L236 184H231L230 185ZM19 190L21 191V193L19 192L21 195L24 194V192L26 191L27 193L25 192V195H26L27 198L26 197H24L25 199L22 198L23 195L21 197L20 194H18V192H16V191H19ZM41 191H42V193H43V195L45 197L41 194ZM200 191L202 193L201 196H203V197L200 196V198H197V196H199L197 194H200ZM60 192L57 191V193H60ZM173 192H171V193L173 194ZM204 192H207V195ZM100 195L102 197L101 198L102 201L98 200L99 198L97 199V197L98 196L100 197ZM194 195H192V197H194ZM56 197H59V198L63 197L64 200L62 198V200L60 199L61 202H59V200H57ZM12 198H14L16 200H14ZM45 198L48 199L47 203L45 202ZM168 198H170V197H168ZM221 200L224 201L223 203H224V205H225V207L227 209L226 210L227 211L226 212L227 213L226 216H230L231 215L230 213L234 212L233 214H236V215L239 216L238 218H241V210H240L241 208H240V206L237 207V210L235 209V211L238 212V213H236L233 210L232 204H231V202L228 199H225V197H224ZM15 201H17L18 203H16ZM97 201L98 202L99 201L102 202V203L99 202L101 204L100 206H101L102 210L100 209L99 206H97L98 205ZM40 202H42V203H40ZM24 203L26 205L29 203L27 205L28 206L27 210H25L26 209L25 208L26 205ZM43 203H44V206L42 205ZM79 203L80 204L83 203V204L80 205ZM108 203L111 204L110 207H111V209L114 210V211L111 210V211H113V213H111V214L108 213V215L110 217L109 216H107V217L105 216V215H107L106 212L109 211L108 210L109 207H107L109 205ZM210 206H206V207L209 208ZM212 206H211V208L213 209L214 207H212ZM84 207H86V208H84ZM97 207H99V208H97ZM80 208H84V210L86 209V211H84L83 209H80ZM96 208L98 209V211L101 210L104 213H101V212H99V213L97 212L96 213L95 212V211H97ZM230 208H232V209H230ZM42 209H44V212L46 211V215H45L44 218H42L43 215L42 216L40 215L43 212ZM212 209H210L209 211L212 212ZM58 210H60V215L62 216V220H58V219H61V217L58 216L59 214H57V213H59V212H57ZM87 210H88V213H90V212L91 213L90 214L84 213V212H87ZM62 211H63V213L61 214ZM100 213H101V217L99 215H97V214H100ZM63 214H66V216L63 215ZM85 214L87 215V217L84 216L85 219H83L84 217L81 218L82 217L81 215H85ZM96 215L98 217H96ZM260 216H261V214L258 215V218L263 220V215H262V217H260ZM9 218H10V220H12V222H10ZM41 218H42L43 221H41ZM28 220H32L33 226L36 229L35 230V232L37 233L36 235L39 234V236L36 237V238L40 239V240H41V238L43 239L40 243L35 237H33V239H32V237H30L31 239L30 238H28V239L26 238L24 230H25V225H26ZM84 220H86V223L84 222ZM87 220L88 221L90 220V221L87 223ZM111 220H113V221H111ZM118 220H120V222ZM100 221H102L103 223L100 222ZM114 221H116V222H114ZM62 222H63V224H62ZM261 223L263 224L264 222L261 221ZM37 224H38L39 228H38ZM78 224L76 223V225H78ZM102 224H103V226H102ZM121 224H123L122 227H120ZM125 224H126L127 228L124 226ZM100 225L103 228H101ZM178 225H177V227H178ZM40 226H41V228H40ZM128 226H130L131 228L128 229ZM182 227H181V229H178V231L177 230L175 231V235H174L175 239L172 238L174 241H178L179 240V242H182L181 245L177 246V248L174 247L176 249L173 250V252L176 255L175 257L180 256L179 257L180 260H182L181 259L182 255L186 256L188 253H190L191 247L193 246L192 242L189 241L190 238L192 240V237H191L192 231L186 226V224L184 226H182ZM14 228L16 229L17 232H19V235H21V238H18V236H17L18 234H17V232H15ZM104 228H106V232L105 233H104V231H105ZM125 228L127 230H124ZM100 229H103V231L102 230L99 231ZM120 229H122V231ZM18 230H20L21 233ZM246 230H245V232H246L245 234H246L247 239H250L251 241L254 239V241H257L258 243L259 242L260 243H264V234H263V236L258 238L259 240L257 238H256L257 240H255V238H253V239L251 238V234H250L251 231H249V229L247 231ZM13 231H14V234L16 233L17 235H14ZM107 231H110L111 233L110 232L107 233ZM125 236H127V237H125ZM162 237H165V238L162 239ZM19 239H22V240H19ZM165 239H167L166 235H157L156 234L154 236L151 235V236L148 237V240H149L148 243H150V246L152 247V251H153L152 254L154 256L156 255V254H154V252L159 250V248H156V247H161L159 244L164 242ZM29 240H31V241H29ZM112 240L114 242L115 241L116 242L114 243ZM262 240H263V242H262ZM23 241H24V243H23ZM127 242H129V244ZM187 242H188V244L189 243H191V244L188 245ZM47 243L50 244V245H48ZM52 244H56V245L53 246ZM128 245H130V246H128ZM185 245H186V247H185ZM70 246L67 245V248H71ZM111 246H112V248L114 247V249H112ZM154 246H155V249L153 248ZM181 246H183V247H181ZM188 246H189V248H187ZM56 247L60 251H58V249ZM129 247H132V250ZM263 247H264V245H263ZM161 248H160V251H161ZM40 250H42L41 251L42 253L40 252ZM44 250H45V252H44ZM74 250L75 249H72V250L70 249V251H71L70 254L73 253L71 255L77 257L78 251L75 250V252H74ZM113 250L116 253L117 257L115 255V253L114 254L111 253V251L113 252ZM179 250H180V252H179ZM51 251H54V252H51ZM176 251H178V252H176ZM37 252H40V255ZM33 253H34V255H33ZM51 253H53L54 255H52ZM133 253H135V255H138V256L135 257L133 255ZM55 254H56V256H55ZM262 254H264V250H262ZM112 255H113V257H112ZM139 255H141V256H139ZM199 255H200L199 257H201L200 261L201 260L203 261V259L205 258V255L203 256L204 258L201 256V254H199ZM31 256H32V258H31ZM51 256L55 259V261L52 260ZM56 257H58V258H56ZM199 257H198V259H199ZM113 258H115V259H113ZM136 258L137 259L139 258L138 262H137ZM63 259H65V260H63ZM183 259H185V258H183ZM2 261H0V264H5L4 262L2 263ZM6 261H8V262H6ZM26 261H28V262H26ZM63 262H65V263H63ZM139 262H142V263H139ZM159 262H161V261H158L157 264H160ZM70 263H71V261H70ZM44 264H47V263H44Z\"/></svg>",
  "mask_w": 264,
  "mask_h": 264
}]
</instances>
